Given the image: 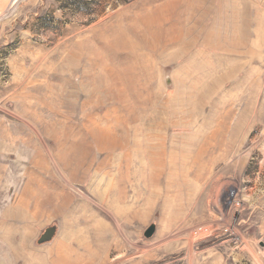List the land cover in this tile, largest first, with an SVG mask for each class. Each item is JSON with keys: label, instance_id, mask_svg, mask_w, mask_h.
<instances>
[{"label": "rangeland", "instance_id": "rangeland-1", "mask_svg": "<svg viewBox=\"0 0 264 264\" xmlns=\"http://www.w3.org/2000/svg\"><path fill=\"white\" fill-rule=\"evenodd\" d=\"M0 264H264V0H0Z\"/></svg>", "mask_w": 264, "mask_h": 264}, {"label": "water", "instance_id": "water-1", "mask_svg": "<svg viewBox=\"0 0 264 264\" xmlns=\"http://www.w3.org/2000/svg\"><path fill=\"white\" fill-rule=\"evenodd\" d=\"M156 232V225H151L145 232L147 238H151Z\"/></svg>", "mask_w": 264, "mask_h": 264}, {"label": "bare ground", "instance_id": "bare-ground-1", "mask_svg": "<svg viewBox=\"0 0 264 264\" xmlns=\"http://www.w3.org/2000/svg\"><path fill=\"white\" fill-rule=\"evenodd\" d=\"M113 143H116L115 142V140L113 141ZM138 184V183H137ZM109 197H110V195H109ZM107 198H108V196H107ZM107 200V199H106ZM88 223V222H87ZM91 225V224H90ZM86 228V227H85ZM89 230V229H88ZM90 234V233H89ZM98 236H100V238L101 239H104V238H108V236H106V235H99V234H96L95 236H94V233H92L91 234V237H96V239L97 238H99ZM80 251V250H79ZM93 251V249L92 248H89V252H90V254H92L91 252ZM86 253V252H85ZM93 255V254H92ZM82 256V255H81Z\"/></svg>", "mask_w": 264, "mask_h": 264}]
</instances>
